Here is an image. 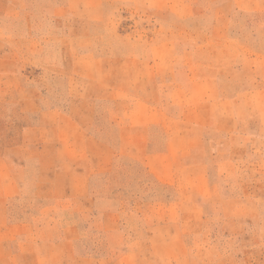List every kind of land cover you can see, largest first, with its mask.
Here are the masks:
<instances>
[{"label":"rangeland","instance_id":"1","mask_svg":"<svg viewBox=\"0 0 264 264\" xmlns=\"http://www.w3.org/2000/svg\"><path fill=\"white\" fill-rule=\"evenodd\" d=\"M0 264H264V0H0Z\"/></svg>","mask_w":264,"mask_h":264},{"label":"crops","instance_id":"2","mask_svg":"<svg viewBox=\"0 0 264 264\" xmlns=\"http://www.w3.org/2000/svg\"><path fill=\"white\" fill-rule=\"evenodd\" d=\"M189 137H193L195 139L196 135L195 133L193 135L189 134Z\"/></svg>","mask_w":264,"mask_h":264}]
</instances>
